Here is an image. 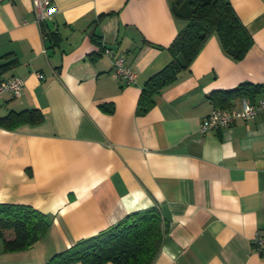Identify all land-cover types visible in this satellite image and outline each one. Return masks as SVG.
<instances>
[{
    "label": "crops",
    "instance_id": "1",
    "mask_svg": "<svg viewBox=\"0 0 264 264\" xmlns=\"http://www.w3.org/2000/svg\"><path fill=\"white\" fill-rule=\"evenodd\" d=\"M230 2L253 38L245 56L232 59L211 35L188 71L139 113L143 82L169 61L159 46L184 24L168 0H53L48 47L31 0H0V64L12 62L0 81L24 80L19 96L0 98V117L33 108L42 114L37 123L0 125V202L50 219L28 249L7 252L0 238V264L46 262L153 206L169 230L151 264H264V250L253 245L264 232V112L199 129L217 105L238 108L264 94L210 97L264 85V0ZM118 56L134 81L113 71Z\"/></svg>",
    "mask_w": 264,
    "mask_h": 264
},
{
    "label": "trees",
    "instance_id": "2",
    "mask_svg": "<svg viewBox=\"0 0 264 264\" xmlns=\"http://www.w3.org/2000/svg\"><path fill=\"white\" fill-rule=\"evenodd\" d=\"M176 20L183 21L167 47L169 61L152 73L142 84L137 101L139 113L147 112L154 103L153 96L163 87L173 83L189 66L204 43L215 35L223 51L232 59H242L253 45V38L235 12L230 0H168ZM41 30L45 40H51L53 32ZM99 42V35L93 34ZM11 63L0 64V69ZM264 90V85H239L233 90L214 91L216 95L245 94L252 98ZM218 108L227 106L217 105ZM109 111L110 108L104 107ZM38 109L11 110L0 117V125L14 129L25 123L41 121ZM50 219L40 210L26 205L0 202V238L7 252L32 247L46 233ZM169 222L156 207L130 212L114 224L96 234L77 240L72 246L54 253L46 262L39 264H151L156 257Z\"/></svg>",
    "mask_w": 264,
    "mask_h": 264
},
{
    "label": "built area",
    "instance_id": "3",
    "mask_svg": "<svg viewBox=\"0 0 264 264\" xmlns=\"http://www.w3.org/2000/svg\"><path fill=\"white\" fill-rule=\"evenodd\" d=\"M32 9L39 25H44L51 20L56 6L53 0H31ZM112 69L118 76H121L127 83L135 80L136 74L123 63V56L113 59ZM39 78L43 77L37 73ZM24 85V80L19 76H11L0 81V98L4 93L19 96ZM264 112V94L255 99L243 98L238 108H214L201 121L199 129L205 132L210 129L226 128L237 120H249ZM253 245L258 250H264V232L256 233L253 238Z\"/></svg>",
    "mask_w": 264,
    "mask_h": 264
},
{
    "label": "water",
    "instance_id": "4",
    "mask_svg": "<svg viewBox=\"0 0 264 264\" xmlns=\"http://www.w3.org/2000/svg\"><path fill=\"white\" fill-rule=\"evenodd\" d=\"M45 46H46V47L49 46V42H48V40H46V42H45Z\"/></svg>",
    "mask_w": 264,
    "mask_h": 264
}]
</instances>
